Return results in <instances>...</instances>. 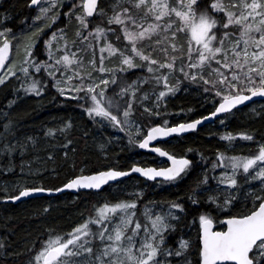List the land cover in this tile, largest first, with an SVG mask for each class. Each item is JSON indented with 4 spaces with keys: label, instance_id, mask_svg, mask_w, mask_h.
<instances>
[{
    "label": "snow or ice",
    "instance_id": "obj_1",
    "mask_svg": "<svg viewBox=\"0 0 264 264\" xmlns=\"http://www.w3.org/2000/svg\"><path fill=\"white\" fill-rule=\"evenodd\" d=\"M46 3L30 0V6L39 9L35 20L43 23L26 39L7 26L0 28V86L16 78L25 94L40 96L51 84L61 97L76 101L99 126L126 132L130 144L166 158L170 166L134 163L128 170L111 166L95 174L75 176L55 189L14 185L16 194L7 189L0 193L6 201L38 194L51 196L65 189L99 191L133 174L161 185L173 184L188 175L193 161L153 146V142L194 132L222 114L220 123L224 124L239 106L264 98V0H211L207 4L204 0H113L107 10L100 7V0H80L64 13L68 21L77 22L71 42L65 28L57 23L58 0ZM94 16L105 17V26L90 27L89 18ZM53 25L56 28L50 34L45 32ZM182 35L187 46L179 43ZM110 36L126 43L117 47ZM18 45L24 52L19 64L12 56L14 49L18 54ZM85 59L93 71L84 73ZM106 61L116 62L107 66ZM136 69L149 75L130 79L129 73ZM184 83L211 98L214 108L200 119L171 126L163 111L165 98L174 96ZM137 113L144 121H153V126L143 128ZM71 126L68 121L59 130L48 129L47 135L66 132ZM5 130H11V122ZM239 137L254 140L248 133H239ZM220 138L231 143L237 136L225 133ZM0 150L14 154L16 146L5 144ZM36 177L44 178L39 170ZM241 179L252 190L245 191ZM209 180L216 181L221 193L208 197L210 203L227 210L247 199L249 210L240 215L229 212L222 222L226 230L220 231L213 230L211 217L199 216L202 234L196 264H264V143L250 155L218 152L199 184L208 185ZM123 194L127 199L103 201L94 207L95 214L71 232L60 235L52 230L39 241L38 249L29 250V264H172L169 257L191 264L186 255L192 247L190 241L182 240L178 249L166 247V234L175 230L172 221L180 219L177 210L183 213V204L170 202L166 209L157 210L149 202L139 211L142 191L123 190ZM197 196L193 189L189 197L193 204L200 202Z\"/></svg>",
    "mask_w": 264,
    "mask_h": 264
},
{
    "label": "trees",
    "instance_id": "obj_2",
    "mask_svg": "<svg viewBox=\"0 0 264 264\" xmlns=\"http://www.w3.org/2000/svg\"><path fill=\"white\" fill-rule=\"evenodd\" d=\"M204 2L207 4L211 0ZM112 3L113 0H101L100 7L107 10ZM29 4L30 0H0V28L7 26L15 32L30 31L25 36L27 38V35L36 28H29L31 15L34 14ZM98 18L95 16L90 22ZM73 31V23H69L68 35L71 36ZM179 43L187 46L183 36L180 37ZM37 47L39 48V45ZM19 85L20 82L11 80L7 86H0V147L5 144L16 146L14 154L5 152V156L0 157V193L4 191L3 184L15 181L21 169L26 173L39 163L43 164L40 172L44 178L38 179L36 174L31 172L27 179H24V186L36 184L46 188H60L68 180L78 176L82 168L85 169L83 172L85 175H90L111 166L128 170L134 163L145 167L166 165L160 157L141 152L140 148L130 144L125 134H120L111 127L99 126L87 116L76 101L61 97L50 86L40 96L33 94L26 97ZM144 89L151 91L149 85H145ZM12 101L14 103L9 107ZM213 108L211 98L196 86L184 83L180 85V91L166 98V108L163 111L167 114L169 124L174 126L202 118ZM137 116L143 121V128L153 126V121H144L139 113ZM68 121H71L72 126L66 132L57 131L55 136L47 135L48 129L59 130ZM9 122L11 130L6 131L5 125ZM225 133H232L237 139L231 143L222 140L220 137ZM239 133L251 134L254 140L244 141L239 137ZM29 137L32 138L31 141ZM261 143H264V102H256L228 115L224 124L218 120L215 124L195 133L175 137L169 142L159 144V147L170 154L177 157L186 156L193 161V167L188 175L173 184L161 185L132 176L106 187L99 193L82 192L77 195L67 193L53 198H35L20 204H4L5 199L0 195V203L4 204L0 205V244L5 245L4 262L24 264L31 256L29 250L33 247L38 249L39 241L47 238L52 230L60 235L69 233L77 226L82 215L90 216L94 212V207L99 206L101 202H114L116 198L127 199L123 190L132 192L145 188L143 200L140 202L142 206L151 202L160 210L166 209L170 202L183 204L185 211L179 213L177 210L180 219L172 221L175 230L168 233L170 238L166 247L176 248L182 240L190 241L192 247L186 254L187 261L191 259V264H196L197 245L200 243L199 216L209 215L220 231L225 229L222 222L228 218L229 212L232 215H240L249 210L247 199H241L237 205L227 210L218 208L208 201L210 196L221 195L216 189L215 182L209 180L208 185H201L199 181L210 168L211 160L216 158L218 152L227 155H250L258 152V145ZM21 145L27 147L21 148ZM189 148L192 149L191 152L187 151ZM240 183L245 191L252 190L251 185L245 183L243 179ZM209 188L213 191H209ZM193 189L197 191V198L200 201L198 204H193L189 199ZM142 210L140 207L139 211ZM181 264L186 262L182 259Z\"/></svg>",
    "mask_w": 264,
    "mask_h": 264
},
{
    "label": "rangeland",
    "instance_id": "obj_3",
    "mask_svg": "<svg viewBox=\"0 0 264 264\" xmlns=\"http://www.w3.org/2000/svg\"><path fill=\"white\" fill-rule=\"evenodd\" d=\"M73 2H75V3H80V0H58V4H59V7H58V11H59V13H60V20L57 22L58 24H59V26L61 27V28H65V30H66V32H67V34H69L68 33V28H69V23H73V26H74V31L71 33V36L70 35H68L69 36V38H70V41L69 42H71V39H75V31H76V25H77V22L73 19L72 21H68V18L64 15V13L68 10V8H69V6L73 3ZM42 4L44 5V6H47V3H46V0H43L42 1ZM29 7H30V4H29ZM30 9H31V7H30ZM34 11V14H32L31 15V19H30V24H31V26L29 27V28H31V27H37V26H39V25H41L42 23H43V21H36L35 20V17L37 16V15H39V9L37 8V9H34L33 10ZM77 13H79L80 12V9L79 8H77L76 10H75ZM99 18H98V20H94V21H92V22H90V27H94V26H96V25H99V26H101V27H104L105 26V22H106V18L105 17H100V16H98ZM89 20H90V18H89ZM2 28V27H1ZM26 28V27H25ZM56 28V25H53L52 26V28H49V29H45V32H48L49 34L51 33V31L52 30H54ZM27 29V28H26ZM14 33H16L18 36H21V37H23V38H25V36H26V34L27 33H30V31H24V30H19V31H14V30H12ZM183 36V35H182ZM183 38H185L184 36H183ZM26 39V38H25ZM109 39H111L112 41H113V43L118 47V43H119V45L121 46V43H126V41H122V42H117V41H115V38L114 37H109ZM18 47V49H19V52H18V54H17V52H16V50L14 49V56L16 57V63L17 64H19V62H20V60L23 58V55H24V52H23V46L22 45H18L17 46ZM155 55H157L158 57H159V54L157 53V54H155ZM89 59H90V57H89ZM116 61H111V62H109V61H106V65L107 66H112V64H114ZM83 71H84V73H87V72H89V71H93V69L91 68V66L88 64V62H87V59H85V65H84V69H83ZM131 73V76H130V79H135L136 77H140V76H147V75H149V74H147L146 73V70H142V69H136V70H134L133 72H130ZM129 73V74H130ZM37 78H40L39 77V74H37ZM11 80H13L14 82L15 81H18V82H20L19 80H17L16 78H12ZM10 80V81H11ZM171 82L173 83V84H175V80L173 79V80H171ZM48 86H50L52 89H54L55 91H56V89L54 88V87H52V85L50 84V85H48ZM145 86V85H144ZM22 92H23V90H22ZM57 92V91H56ZM24 93V92H23ZM43 93H44V91H43ZM24 95L26 96V97H28V96H30V95H33V94H25L24 93ZM63 98H65V97H63ZM167 98V97H166ZM165 98V99H166ZM65 99H67V98H65ZM80 107V106H79ZM82 109V108H81ZM143 127V126H142ZM125 134L127 137H128V134L126 133V132H120V134ZM133 145H135V146H137L138 147V145H136V144H133ZM139 148V147H138ZM5 156V151H2V150H0V157H4ZM165 162V161H164ZM166 163V162H165ZM42 166H43V164H36L35 166H34V168L33 167H31V171H27L26 173H23V174H21V170L19 171V173H18V176H16V178H15V181H13V182H10V183H7V184H3L4 186H3V188H4V190L5 189H7V192L9 193V194H11V192H13V193H16V191H17V189L14 187V185H19L20 187H23L24 186V184H23V181H25L24 179H27V177H28V174H30L31 172H33L34 174H36L37 173V171L39 170H41V168H42ZM165 166H167V164L165 165ZM29 167V165H27V168ZM12 170V169H11ZM84 168H82L79 172H78V176L79 175H85L83 172H84ZM13 172L15 171V168H13V170H12ZM214 182H215V184H216V181L215 180H213ZM26 186V185H25ZM157 187V186H156ZM221 187H225V186H221ZM145 188H140L139 189V191H142V193L145 191L144 190ZM258 190V189H257ZM11 191V192H10ZM136 191V190H135ZM138 191V190H137ZM141 204V203H140ZM0 205H1V203H0ZM141 207H142V209H143V206H142V204H141ZM143 211V210H142ZM95 213L93 212V213H91V215L90 216H92V215H94ZM205 215H207V214H205ZM209 216V215H208ZM87 217H89V215H87V216H85V215H82L81 216V218L79 219V223L78 224H80L81 222H83L84 220H85V218H87ZM210 217V216H209ZM77 224V225H78ZM223 230H226V228L225 229H223ZM169 238L170 237H168V233L166 234V246H167V244L169 243ZM0 245H2V247H0V264H5V262H4V259H5V245L4 244H0ZM179 245L180 244H178L177 246H176V248H173V247H171V248H173V249H178L179 248ZM169 260H178V262H172V264H181V261H182V258H180V257H176V258H172V257H169L168 258ZM29 260H30V258L28 259V260H26L25 261V263L24 264H29ZM188 261H190L191 262V259H189ZM183 263V262H182Z\"/></svg>",
    "mask_w": 264,
    "mask_h": 264
},
{
    "label": "water",
    "instance_id": "obj_4",
    "mask_svg": "<svg viewBox=\"0 0 264 264\" xmlns=\"http://www.w3.org/2000/svg\"><path fill=\"white\" fill-rule=\"evenodd\" d=\"M42 1H43V0H42ZM100 2H101V0H100ZM30 7H31V9H33V10L38 8V6H30ZM94 17H95V16H94ZM94 17H92V18H94ZM92 18H90V19H92ZM12 56H13V54H12ZM12 56H10V60H12ZM256 102H264V98H258V97H257V98H253V101L246 102V105L239 106V109H238V110H241V109H243V108H246V107H248V106H250V105H252V104H254V103H256ZM234 111H236V110H233V112H234ZM222 116H223V114H222ZM222 116H220V117H216V118H214V119H212V120H207V121H205V122H204L202 125H200V126L198 127V129H197L196 131H194V132L184 133L183 135H180V136H176V135H174V136H172V137L162 138V139H160V140H158V141H155V142H153V146H158V147H159V143H161V142H169L171 139H173V138H175V137H184V136H187V135H189V134L195 133V132H197V131L203 129L204 127H207V126H209V125H212V124L216 123L218 120H220V119L222 118ZM198 119H200V118H198ZM140 151H141V152H144V153H152V152H150L149 150H144V149H140ZM152 154L158 156V155L155 154V153H152ZM158 157H159V156H158ZM160 158H161V157H160ZM161 159H162L163 161L166 162L167 166H170V162L167 161L166 158H161ZM188 159H190V158H188ZM139 166H140V165H139ZM143 167H145V166H143ZM150 167H154V166H150ZM94 174H95V173H94ZM90 175H91V174H90ZM132 176H136V177H138V178L144 179V180L149 181V182H154V181L147 180V178H144V177L140 176L139 174H133ZM132 176H130V177H132ZM130 177L122 178V181H124V180H126V179H128V178H130ZM118 183H120V182H114V183H111L109 186H111V185H115V184H118ZM62 187H63V186H61L60 188H62ZM106 187H108V186H105L103 189H101V190H99V191H97V190H88V189H80L79 191L74 190V189H65L64 191L59 192V193H54V194L51 195V196H49V195H47V194H38V195L33 196V197L24 198V199H22L21 201H15V202H12V201H6V200H5L4 203L20 204V203H23V202H26V201H28V200L35 199V198H43V197L53 198V197H57V196H62V195L67 194V193H70V194H72V195H77V194L82 193V192H94V193H99V192L103 191ZM226 219H227V218H226ZM226 219H224V220H226ZM223 224H224V223H223ZM224 226H225V224H224ZM225 228H226V226H225ZM213 230L219 231V230H217L216 224H215ZM201 234H202V229L200 228V236H201Z\"/></svg>",
    "mask_w": 264,
    "mask_h": 264
},
{
    "label": "bare ground",
    "instance_id": "obj_5",
    "mask_svg": "<svg viewBox=\"0 0 264 264\" xmlns=\"http://www.w3.org/2000/svg\"><path fill=\"white\" fill-rule=\"evenodd\" d=\"M13 56H14V51H13ZM215 124V123H214ZM213 125V124H212ZM161 143H163V142H161ZM161 143H159V144H161ZM3 202V201H2ZM4 206V205H3Z\"/></svg>",
    "mask_w": 264,
    "mask_h": 264
},
{
    "label": "flooded vegetation",
    "instance_id": "obj_6",
    "mask_svg": "<svg viewBox=\"0 0 264 264\" xmlns=\"http://www.w3.org/2000/svg\"><path fill=\"white\" fill-rule=\"evenodd\" d=\"M3 203V202H2ZM5 204V203H4ZM4 204H1V205H4Z\"/></svg>",
    "mask_w": 264,
    "mask_h": 264
}]
</instances>
